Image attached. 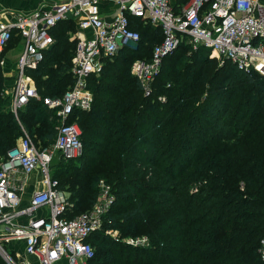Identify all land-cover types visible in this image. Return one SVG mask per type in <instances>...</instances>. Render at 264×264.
Instances as JSON below:
<instances>
[{"label": "trees", "instance_id": "trees-1", "mask_svg": "<svg viewBox=\"0 0 264 264\" xmlns=\"http://www.w3.org/2000/svg\"><path fill=\"white\" fill-rule=\"evenodd\" d=\"M132 27L140 41L104 59L101 74L89 80L90 110H77L70 120L82 130L85 154L68 162L59 158L51 166L58 188L69 192L74 204L70 218L92 209L105 180L119 203L104 228L150 241L149 247H136L95 233L89 240L95 250L91 264H264L258 252L264 237V77L249 76L229 61L228 68L203 60L210 53L204 48L191 53L180 69L181 51H191L182 44L163 60L152 93L145 96L130 72L131 61L151 60L162 30L138 19H132ZM76 29L73 20L58 23L44 61L27 72L42 98L62 97L74 84L76 39L69 36ZM19 42L14 37L10 47ZM200 63L211 65L197 69ZM219 76L224 77L221 98L203 100L206 86ZM168 82L175 86L166 87ZM241 83L250 93L235 99ZM3 86L0 69V154L5 156L25 132L40 150L50 148L59 122L41 115L54 111L32 99L17 118Z\"/></svg>", "mask_w": 264, "mask_h": 264}, {"label": "built area", "instance_id": "built-area-1", "mask_svg": "<svg viewBox=\"0 0 264 264\" xmlns=\"http://www.w3.org/2000/svg\"><path fill=\"white\" fill-rule=\"evenodd\" d=\"M101 1L55 3L50 10L17 13L12 21L5 19L8 10H0V68L5 65V51L14 37L20 38L22 47L11 92L12 112L18 118V112L37 99L60 121L50 148L40 150L25 132L0 158V256L6 264H91L95 250L90 238L98 232L111 235L114 231L104 228L114 204L110 185L101 180L92 209L70 218L74 204L58 188L51 166L55 156L68 162L82 155V130L77 121L70 120L75 111L90 110L93 93L89 80L101 74L104 59L140 41L132 19L162 30V40L154 46L151 60L138 59L132 66L145 96L151 95L163 60L182 44L195 50L204 48L211 57L229 61L249 76L264 77V0H187L178 7L175 0H116V16L111 21L99 13ZM70 19L77 20L80 30L72 58L74 84L62 97L42 98L27 72L37 69L54 45L52 29ZM35 171L41 175L42 189L22 206L26 179ZM41 210L45 213L39 215ZM19 240L25 244L24 257L10 248V243ZM148 242L147 237L127 241L137 246ZM258 252L264 261V237Z\"/></svg>", "mask_w": 264, "mask_h": 264}, {"label": "crops", "instance_id": "crops-1", "mask_svg": "<svg viewBox=\"0 0 264 264\" xmlns=\"http://www.w3.org/2000/svg\"><path fill=\"white\" fill-rule=\"evenodd\" d=\"M68 1L70 0H0V10L1 9L8 10L9 13L6 14L5 19L8 21H12L14 19L15 14L17 13L26 14V13H30L40 8H43L45 10H50L52 9L55 3L68 2ZM115 1L116 0H104V1H101L98 6L99 13L107 21L113 20V18L116 16L117 4ZM1 18L2 17L0 16V19ZM70 20H73L77 26L76 32L73 35L74 40H75L76 35L80 30L78 29L77 20L76 19H70ZM9 47L5 51V61H6L5 65L4 67L0 68L2 69L3 75L9 72L16 73V61L19 56L20 50L22 48L20 42L18 45H15L10 48ZM11 102H12V98H11ZM57 159H59V157L55 156V158L53 159V162ZM51 171H53L52 168H51ZM41 189H42L41 175L38 171H35L31 175H29L26 179V183L24 185V189L21 194V197H22L21 205L22 206L27 205L31 196L35 192ZM62 191L68 198L70 197L69 192L65 190H62ZM44 213H45V210H41L38 212L39 215L44 214ZM10 248L15 249L19 257L25 256L24 241L22 240L14 241L10 243Z\"/></svg>", "mask_w": 264, "mask_h": 264}, {"label": "rangeland", "instance_id": "rangeland-1", "mask_svg": "<svg viewBox=\"0 0 264 264\" xmlns=\"http://www.w3.org/2000/svg\"><path fill=\"white\" fill-rule=\"evenodd\" d=\"M61 31V30H60ZM60 31H58V32H60ZM73 35L74 34H71V37L69 36V38H70V40L71 41H73L74 40V37H73ZM190 50L191 51H188V50H182L181 51V54L183 55L181 58H179L180 59V61L178 62V64H179V68L182 66V68H180V69H183L184 67H186L187 65H186V62H189L190 60H191V56H192V54L191 53H193V52H195L196 50L194 49V48H192V47H190ZM206 58H209L210 60L212 59L213 61H215V65H217V66H226L227 65V67L229 68V66H231V64L229 65V64H227V61H225V60H223V59H220V58H217V57H211V54L210 53H206V55H203V60L204 59H206ZM133 63H134V61H131V65L133 66ZM203 66H202V65ZM207 65H211V63H206V64H204V63H200V64H196V67H197V69L198 68H203V70H206V67H207ZM132 66H130V72L132 73ZM221 74V73H220ZM132 75H133V73H132ZM159 75V74H158ZM215 74H212L211 75V78L214 76ZM4 76V86H3V94H4V96H5V99H8L9 98V96H11V92H12V86H13V84H14V81H15V78H16V73L14 72H9V73H7V74H4L3 75ZM173 78H176V76L175 75H173L172 76V78L171 79H173ZM210 78V79H211ZM223 76H219V77H217V79H216V83L215 84H208L207 86H206V89H205V91L203 92V100H205L206 98H209V99H211V98H221V96L219 95V93L222 95L224 92H222V87L224 86V84L222 83V81H223ZM170 82H173V81H171L170 80ZM172 84L171 83H167L166 84V87H169V86H171ZM172 86H175V85H172ZM231 87H229V89H230ZM211 90V91H210ZM93 93V92H92ZM188 93H190V92H188ZM248 93H250V89H249V87L248 86H246L244 83H241V84H238V86H237V88L235 89V91H234V97L233 98H235V99H237V98H243L244 96H246V94H248ZM160 100H162V101H165L166 102V95H162L160 98H159ZM7 102V101H6ZM256 103V98L255 97H253L252 98V103ZM93 103V102H92ZM254 103V104H255ZM5 107H9V106H5ZM10 108V107H9ZM39 116H40V114H39ZM41 117L42 118H45V119H47V121L48 122H50V123H55V122H59V123H57V124H59L60 125V121H59V119L57 118V116H56V113L55 112H51V111H49L48 109L46 110H44L43 111V113H42V115H41ZM59 125H57V127L59 126ZM57 127H56V129H57ZM194 127H197L196 125H194V126H192L191 128L193 129V130H196V131H201L200 129H199V127H197V128H194ZM28 137H30L29 136V134H26ZM31 138V137H30ZM203 138L205 139V140H209L210 141V137H207V136H203ZM32 139V138H31ZM33 140V139H32ZM33 142H34V140H33ZM176 142V141H175ZM178 142V141H177ZM35 143V142H34ZM36 144V143H35ZM203 145V142H201V146ZM209 146H211V145H209ZM85 151H86V145L84 146V148H83V153H82V155H84L85 154ZM196 151H197V149H195V153H196ZM210 154V153H209ZM209 154H207V155H205L204 156V158L201 160V162H204V159L209 155ZM81 155V156H82ZM2 157V155L0 154V158ZM58 160V159H57ZM194 160H195V158H194ZM197 160V159H196ZM195 160V161H196ZM195 167L197 168V163H196V165H195ZM53 172V171H52ZM109 184V183H108ZM110 185V184H109ZM194 186V185H193ZM110 187L112 188V196H113V198H114V204H113V207H114V205L116 206L118 203H119V197H118V195H116L115 193H114V191H113V187L110 185ZM98 188H99V191H98V196H99V194H100V187L98 186ZM195 190V189H194ZM196 191V190H195ZM133 203V202H132ZM118 206V205H117ZM120 231H117V230H114L113 232H112V234L111 235H109V236H111L113 239H117V241H121V242H124V243H127V241H129V239L130 238H134V239H138V238H142V235H137V236H129V237H127V236H121V233H119ZM130 232H131V230H130ZM128 244V243H127ZM145 244V243H144ZM144 244H142V245H138V246H140V247H149L150 246V241L148 242V243H146L145 245ZM130 245V244H129ZM132 245V244H131ZM132 246H136L137 247V245H132ZM97 250H99V248H97ZM0 262L1 261H3V263H5L6 264V262L3 260V258L0 256Z\"/></svg>", "mask_w": 264, "mask_h": 264}]
</instances>
